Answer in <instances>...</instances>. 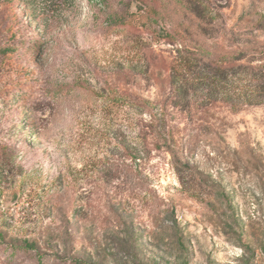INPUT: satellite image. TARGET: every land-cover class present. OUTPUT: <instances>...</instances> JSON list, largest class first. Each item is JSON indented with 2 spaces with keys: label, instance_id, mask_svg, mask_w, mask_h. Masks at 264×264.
Listing matches in <instances>:
<instances>
[{
  "label": "rangeland",
  "instance_id": "1",
  "mask_svg": "<svg viewBox=\"0 0 264 264\" xmlns=\"http://www.w3.org/2000/svg\"><path fill=\"white\" fill-rule=\"evenodd\" d=\"M147 1L0 0V264H264V98L170 110L177 160L142 142L134 107L168 90L173 26L123 23ZM210 1L209 45L260 51L264 0Z\"/></svg>",
  "mask_w": 264,
  "mask_h": 264
},
{
  "label": "trees",
  "instance_id": "2",
  "mask_svg": "<svg viewBox=\"0 0 264 264\" xmlns=\"http://www.w3.org/2000/svg\"><path fill=\"white\" fill-rule=\"evenodd\" d=\"M220 10L210 0H154V3H144L136 14L121 15L124 24L148 27L146 30L154 22L173 19L172 29L165 31L156 40L170 47L167 63L168 90L159 102L139 100L137 102L140 105L134 108L144 107V114L147 115L139 129L142 142L145 137V142L150 140L155 146L165 148L175 160L177 158L172 144L174 133L167 123L170 110L189 115L193 112L200 113L204 104L208 105L210 102H240L244 105L264 98V45L260 47V51L251 53L252 57L250 53L237 54L235 51L215 49L209 45V41L225 30L221 25L223 15ZM107 20L110 26L117 22L114 17ZM134 21L138 23L134 24ZM254 26L264 30V16ZM148 50L149 47L144 48L145 56ZM103 96L114 114L123 111V106L129 102V99L122 98L117 93ZM140 153L144 152L139 148L129 150L123 157V161L128 164L113 166L117 174L114 178H119L121 167L134 172L133 169H137L142 161ZM75 264L90 263L76 261Z\"/></svg>",
  "mask_w": 264,
  "mask_h": 264
}]
</instances>
